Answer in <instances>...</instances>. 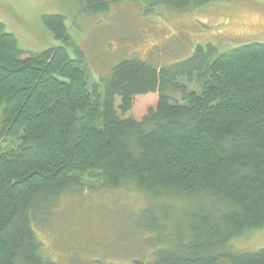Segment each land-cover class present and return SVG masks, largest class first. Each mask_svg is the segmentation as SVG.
Returning <instances> with one entry per match:
<instances>
[{
	"label": "trees",
	"instance_id": "obj_1",
	"mask_svg": "<svg viewBox=\"0 0 264 264\" xmlns=\"http://www.w3.org/2000/svg\"><path fill=\"white\" fill-rule=\"evenodd\" d=\"M116 1L73 0L84 16ZM127 1L149 15L232 0ZM43 23L60 45L39 53L0 23V264H57L41 254L36 207L51 209L85 177L147 198L153 264H264V249L226 250L264 228V44L199 46L161 68L124 59L91 84L66 18ZM153 94L137 117V100Z\"/></svg>",
	"mask_w": 264,
	"mask_h": 264
},
{
	"label": "rangeland",
	"instance_id": "obj_2",
	"mask_svg": "<svg viewBox=\"0 0 264 264\" xmlns=\"http://www.w3.org/2000/svg\"><path fill=\"white\" fill-rule=\"evenodd\" d=\"M51 14L66 18L72 39L88 57L91 84L124 59L161 68L191 58L199 46L226 52L264 44V0L220 1L183 13L158 8L149 15L143 5L117 0L108 13L94 16L81 14L73 0H0V23L27 52L60 45L43 23ZM156 97L138 99L134 114L143 116ZM51 205L39 202L33 220L45 258L57 264H153L155 248L141 225L147 205L143 194L103 190L99 180L85 177L81 190L75 186ZM263 249L264 228L234 238L226 247L235 253Z\"/></svg>",
	"mask_w": 264,
	"mask_h": 264
}]
</instances>
